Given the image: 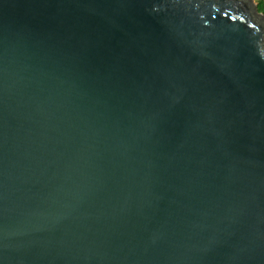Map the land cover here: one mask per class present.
Instances as JSON below:
<instances>
[{
	"label": "water",
	"instance_id": "obj_1",
	"mask_svg": "<svg viewBox=\"0 0 264 264\" xmlns=\"http://www.w3.org/2000/svg\"><path fill=\"white\" fill-rule=\"evenodd\" d=\"M0 264H264L256 4L0 0Z\"/></svg>",
	"mask_w": 264,
	"mask_h": 264
},
{
	"label": "trees",
	"instance_id": "obj_2",
	"mask_svg": "<svg viewBox=\"0 0 264 264\" xmlns=\"http://www.w3.org/2000/svg\"><path fill=\"white\" fill-rule=\"evenodd\" d=\"M257 10L264 15V3L262 1L257 3Z\"/></svg>",
	"mask_w": 264,
	"mask_h": 264
},
{
	"label": "rangeland",
	"instance_id": "obj_3",
	"mask_svg": "<svg viewBox=\"0 0 264 264\" xmlns=\"http://www.w3.org/2000/svg\"><path fill=\"white\" fill-rule=\"evenodd\" d=\"M261 1L264 3V0H251L252 5L253 4H256L257 5V3L261 2Z\"/></svg>",
	"mask_w": 264,
	"mask_h": 264
}]
</instances>
